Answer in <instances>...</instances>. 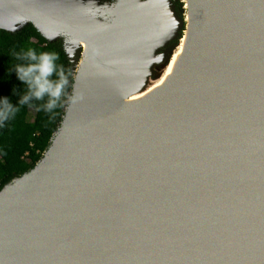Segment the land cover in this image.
I'll list each match as a JSON object with an SVG mask.
<instances>
[{"label":"water","instance_id":"95a60500","mask_svg":"<svg viewBox=\"0 0 264 264\" xmlns=\"http://www.w3.org/2000/svg\"><path fill=\"white\" fill-rule=\"evenodd\" d=\"M89 1L0 0V29L62 41L73 72L89 42L79 99L0 189V264H264V0H190L177 69L130 103L184 17Z\"/></svg>","mask_w":264,"mask_h":264},{"label":"trees","instance_id":"16d2710c","mask_svg":"<svg viewBox=\"0 0 264 264\" xmlns=\"http://www.w3.org/2000/svg\"><path fill=\"white\" fill-rule=\"evenodd\" d=\"M28 47L37 51H54L59 56L58 64L66 69L72 68L62 41L49 42L33 24L28 23L16 32L0 29V97H7L13 105L18 100L13 89L15 88L17 94H22L24 86L11 71L12 66L20 62L12 53ZM71 79L72 75L69 77L66 95L61 99L62 106L70 89ZM37 103L39 102L32 101V106H20L13 118L0 125V189L12 178L35 165L60 123L62 106L57 107L53 114L37 111Z\"/></svg>","mask_w":264,"mask_h":264},{"label":"clouds","instance_id":"9594fccd","mask_svg":"<svg viewBox=\"0 0 264 264\" xmlns=\"http://www.w3.org/2000/svg\"><path fill=\"white\" fill-rule=\"evenodd\" d=\"M12 55L20 62L13 65L11 71L24 86V91L17 94L13 89V94L18 95L15 105L7 97H0V125L13 118L20 106H32V101L39 102L36 104L37 111L54 114V110L62 106L61 99L66 95L73 70L58 64L59 56L54 51H37L28 47ZM67 99L75 102L79 96L69 95Z\"/></svg>","mask_w":264,"mask_h":264},{"label":"bare ground","instance_id":"6f19581e","mask_svg":"<svg viewBox=\"0 0 264 264\" xmlns=\"http://www.w3.org/2000/svg\"><path fill=\"white\" fill-rule=\"evenodd\" d=\"M108 1L109 0H103L102 5L105 8L106 11H108ZM184 2V8H185V14H184V21H185V27L183 29L182 35L179 39V44L177 46V48L175 49V51L171 54V56L169 57L168 61L166 62L162 74L160 75V77L154 81L151 82L150 84L148 83L149 80V76L151 73L152 68L148 71V78H147V82L145 84V86L137 91L132 93L131 95H129L126 99L125 102L126 103H130L133 101H137L147 95H149L150 93H152L153 91H155L158 87H160L163 83H165L167 81V79H169V77L175 72V70L177 69L181 56L183 55L184 49L186 47L187 44V40H188V36H189V32H190V21H191V6H190V0H183ZM89 11H93L94 9H96V7L99 6V2L97 0H90L89 1ZM107 22H110L108 20H106ZM97 28V26H96ZM95 28V29H96ZM79 57H77L75 59L74 62V72H73V77L76 78L80 67L83 63V61L88 57L89 54V42H85L82 41L79 44ZM4 190H2L0 192V198L2 196Z\"/></svg>","mask_w":264,"mask_h":264},{"label":"rangeland","instance_id":"374dc122","mask_svg":"<svg viewBox=\"0 0 264 264\" xmlns=\"http://www.w3.org/2000/svg\"><path fill=\"white\" fill-rule=\"evenodd\" d=\"M174 6H175V10L178 12V14L182 17H184V14H185V8H184V2L183 0H176L174 2ZM185 27V26H184ZM184 29V28H183ZM183 32V30H182ZM182 35V33H180ZM181 35L179 36V38L171 41L168 46H166L165 48H163L160 52H164L166 53V56L168 57L166 62L168 61L169 57L171 56V54L175 51V49L177 48L178 44H179V39L181 37ZM165 63H161V64H158L154 67L153 69V74L149 76V80H148V83L150 84L151 82H154L156 81L160 75L162 74V71H163V68L165 66ZM152 71V70H151Z\"/></svg>","mask_w":264,"mask_h":264}]
</instances>
